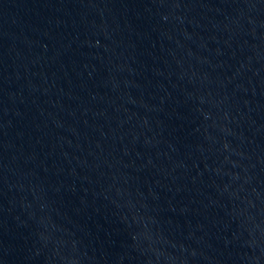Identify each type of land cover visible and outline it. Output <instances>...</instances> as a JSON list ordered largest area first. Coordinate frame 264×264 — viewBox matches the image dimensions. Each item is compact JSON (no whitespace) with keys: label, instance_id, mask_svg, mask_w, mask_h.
Returning a JSON list of instances; mask_svg holds the SVG:
<instances>
[{"label":"water","instance_id":"obj_1","mask_svg":"<svg viewBox=\"0 0 264 264\" xmlns=\"http://www.w3.org/2000/svg\"><path fill=\"white\" fill-rule=\"evenodd\" d=\"M177 0H0V264H100Z\"/></svg>","mask_w":264,"mask_h":264}]
</instances>
